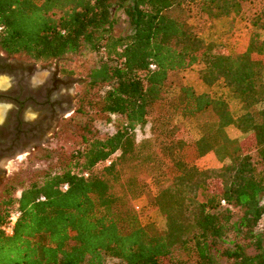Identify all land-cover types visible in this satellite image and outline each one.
Returning <instances> with one entry per match:
<instances>
[{"label": "trees", "instance_id": "obj_1", "mask_svg": "<svg viewBox=\"0 0 264 264\" xmlns=\"http://www.w3.org/2000/svg\"><path fill=\"white\" fill-rule=\"evenodd\" d=\"M173 8L196 23L173 18ZM119 12L129 22L124 35L115 33ZM231 15L253 29L234 56L200 36L204 25ZM261 32L264 0H0V51L37 64L89 48L99 55L87 76L96 91L92 100L84 93L74 113L87 115L98 102L115 118L108 136L85 124L83 147L19 195L5 189L0 224L15 208L21 214L11 236L0 231V264H264V228L257 229L264 217ZM195 65L205 86L230 91L238 116L188 85L168 96L169 75ZM176 117L193 121L199 138H174ZM148 123L153 139L138 142L136 129ZM231 126L251 143L248 151L228 136ZM208 154L220 168L195 164ZM146 163L152 182L168 183L154 197L161 229L143 225L131 205L144 194ZM211 180L221 189L211 191Z\"/></svg>", "mask_w": 264, "mask_h": 264}, {"label": "rangeland", "instance_id": "obj_2", "mask_svg": "<svg viewBox=\"0 0 264 264\" xmlns=\"http://www.w3.org/2000/svg\"><path fill=\"white\" fill-rule=\"evenodd\" d=\"M169 14L173 18L187 21L190 25H194L196 22L190 19L187 13L179 10V8H173L169 11ZM118 21L115 25V33L117 35H124L129 30V22L127 18L121 13H117ZM253 29L250 28L248 21L239 16L223 17L213 22L207 23L201 29L200 36L206 42H213L221 46L228 54L238 55L246 48L248 39ZM262 39H264V33H260ZM99 55L89 50L87 47H83L79 52L68 54L61 61H51L44 63H37L38 68L42 65H47L50 68L58 67V69L67 75H70L73 79V83H70L68 87H62V93H65L71 98L73 107L66 113V118L62 119L58 125V131L53 132L51 137H48L46 141L34 147L33 151L26 149L18 154L17 160L10 158L4 162V166L7 170L4 174L3 186L0 188V199L6 198L5 189L8 187H14L12 193L19 195L20 190L28 186L32 181L37 180L47 170L53 169L63 159H66L72 153L83 147L82 136H85L86 130L84 125L87 124L88 128L92 130V133L101 136H108L114 132L115 118L100 110L98 102L92 105V109L87 108V115H76L73 110L78 106V99L86 92L89 99H94L92 93L96 89L89 90L88 88V73L97 66ZM13 63L17 62H31L25 55H16L13 57ZM201 65H195L189 70L171 73L169 75V88L168 96L173 97L177 94L178 88L181 85L191 86L197 93H209L212 97L222 99L227 102L232 115L238 116L242 110L238 101L231 95L230 91L222 84L218 83L212 87L205 86L199 79L198 72ZM37 74V72H35ZM6 82L4 78H0L1 84ZM261 82L264 84V72L261 74ZM97 101V99H96ZM30 114L25 113V117ZM176 129L174 138L181 139L186 142H191L199 138L200 131L196 127L193 121L183 120L180 117L174 119ZM94 131V132H93ZM228 136L231 139L238 140L240 144L245 148V151L250 148L251 143H248L246 136L242 135L234 127H228L226 129ZM154 133L151 130V124L148 123L144 127L136 129V139L138 142L146 139H153ZM153 148V143L147 145L143 152L150 153ZM26 152V153H25ZM16 155V156H17ZM22 156V157H21ZM8 162V163H6ZM195 164L201 169H218L221 164L216 160L213 154L199 159ZM126 168V169H130ZM142 181L145 183L146 188L141 198H136L132 201L131 205L140 207L139 217L143 225L148 223L155 224L158 229L163 227V218L154 207V197L158 189L164 187L166 181L158 186L156 183L150 180L151 165L146 163L141 166ZM211 191L215 192L221 189L218 180H211L209 184ZM135 209V208H134ZM136 211V210H135ZM264 228V217L259 222L257 229ZM114 262H110L113 264ZM220 264H226L225 260H221Z\"/></svg>", "mask_w": 264, "mask_h": 264}, {"label": "flooded vegetation", "instance_id": "obj_3", "mask_svg": "<svg viewBox=\"0 0 264 264\" xmlns=\"http://www.w3.org/2000/svg\"><path fill=\"white\" fill-rule=\"evenodd\" d=\"M13 57L0 51V78L6 80L0 82V188L7 170L4 162L48 140L73 107L61 90L73 83L70 75L56 66L38 68L33 61L14 64Z\"/></svg>", "mask_w": 264, "mask_h": 264}, {"label": "built area", "instance_id": "obj_4", "mask_svg": "<svg viewBox=\"0 0 264 264\" xmlns=\"http://www.w3.org/2000/svg\"><path fill=\"white\" fill-rule=\"evenodd\" d=\"M150 68L153 69L154 66H150ZM84 177H87V174H84ZM66 189H67V185H64L63 186V190H66ZM135 209L138 211V210H140V207L136 205ZM20 214L21 213H20V211L17 208L13 209L11 211L6 223L0 224V231H2L7 236H11L13 234V228H14V226H15V224H16L19 216H20Z\"/></svg>", "mask_w": 264, "mask_h": 264}, {"label": "bare ground", "instance_id": "obj_5", "mask_svg": "<svg viewBox=\"0 0 264 264\" xmlns=\"http://www.w3.org/2000/svg\"><path fill=\"white\" fill-rule=\"evenodd\" d=\"M24 155V154H23ZM22 157V156H21ZM18 158H20V157H18Z\"/></svg>", "mask_w": 264, "mask_h": 264}]
</instances>
